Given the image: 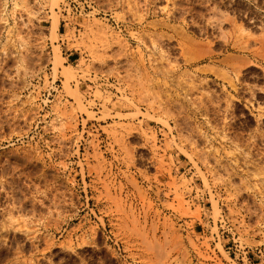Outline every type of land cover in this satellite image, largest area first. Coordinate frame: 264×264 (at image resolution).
<instances>
[{
  "label": "rangeland",
  "instance_id": "1",
  "mask_svg": "<svg viewBox=\"0 0 264 264\" xmlns=\"http://www.w3.org/2000/svg\"><path fill=\"white\" fill-rule=\"evenodd\" d=\"M70 1L0 0V264H264V0Z\"/></svg>",
  "mask_w": 264,
  "mask_h": 264
},
{
  "label": "built area",
  "instance_id": "2",
  "mask_svg": "<svg viewBox=\"0 0 264 264\" xmlns=\"http://www.w3.org/2000/svg\"><path fill=\"white\" fill-rule=\"evenodd\" d=\"M73 2L75 1L73 0L67 3L65 11L67 12V14H70L71 12H73L77 16H82L84 14V11H86L85 9H87L85 3L81 6V5H77L76 3H74L73 5ZM69 10L70 12H68Z\"/></svg>",
  "mask_w": 264,
  "mask_h": 264
},
{
  "label": "crops",
  "instance_id": "3",
  "mask_svg": "<svg viewBox=\"0 0 264 264\" xmlns=\"http://www.w3.org/2000/svg\"><path fill=\"white\" fill-rule=\"evenodd\" d=\"M67 25H68V23H65V24H64L63 21H61L60 24H59V27H58L59 32L62 33V32H61V31H62V28H65V31H66L67 28H68ZM75 56H76V55H75L74 52L69 53V54H68V57H69L68 60L73 61L74 58H75ZM75 60H77V59H75Z\"/></svg>",
  "mask_w": 264,
  "mask_h": 264
},
{
  "label": "bare ground",
  "instance_id": "4",
  "mask_svg": "<svg viewBox=\"0 0 264 264\" xmlns=\"http://www.w3.org/2000/svg\"><path fill=\"white\" fill-rule=\"evenodd\" d=\"M50 1V3H52L51 5H54L55 3H56V0H49ZM18 6H20L19 5V2H16L15 3V7H18ZM16 9V8H15ZM14 10V9H13ZM59 27V19L56 17L55 18V20H54V22H53V28L54 29H57ZM61 59V58H60Z\"/></svg>",
  "mask_w": 264,
  "mask_h": 264
}]
</instances>
